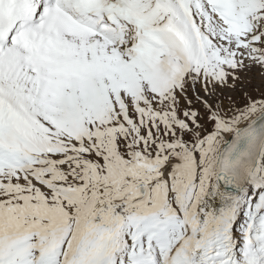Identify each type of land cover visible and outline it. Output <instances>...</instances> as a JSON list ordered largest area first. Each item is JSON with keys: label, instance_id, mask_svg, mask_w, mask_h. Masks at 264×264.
<instances>
[{"label": "snow or ice", "instance_id": "6c2138e0", "mask_svg": "<svg viewBox=\"0 0 264 264\" xmlns=\"http://www.w3.org/2000/svg\"><path fill=\"white\" fill-rule=\"evenodd\" d=\"M0 264H264V0H0Z\"/></svg>", "mask_w": 264, "mask_h": 264}]
</instances>
